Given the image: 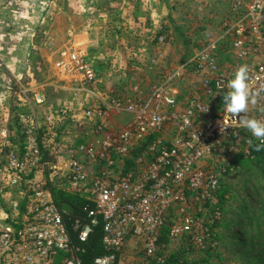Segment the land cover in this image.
I'll return each mask as SVG.
<instances>
[{"label": "built area", "instance_id": "obj_1", "mask_svg": "<svg viewBox=\"0 0 264 264\" xmlns=\"http://www.w3.org/2000/svg\"><path fill=\"white\" fill-rule=\"evenodd\" d=\"M243 4H233L231 20L176 71L150 87L135 86L127 98L99 89L101 74L84 51L61 55L55 67L76 82L72 96L89 97L92 106L75 141L58 137L51 113L43 124L25 112L13 124L0 123V264H170L175 238L191 237L201 247L204 211L211 210V222L220 218L218 175L203 163L225 162L234 151L249 156L261 143L237 121L264 120V0ZM165 40L159 34L157 45ZM226 44L233 51L227 68L220 59ZM159 61L151 58L150 67ZM241 65L248 67L254 102L233 117L219 98ZM187 72L193 83L180 110L175 83ZM33 102L41 105L45 96L35 93ZM120 116L124 122H109ZM58 193L89 204L73 221L75 238ZM196 207L201 216L190 213ZM99 222L103 253L89 259Z\"/></svg>", "mask_w": 264, "mask_h": 264}, {"label": "rangeland", "instance_id": "obj_2", "mask_svg": "<svg viewBox=\"0 0 264 264\" xmlns=\"http://www.w3.org/2000/svg\"><path fill=\"white\" fill-rule=\"evenodd\" d=\"M189 2L188 19L179 15L184 4L176 3L167 23L166 19H156L153 28L142 21L149 34L138 36L134 32L142 29L138 21L132 25L131 18L120 20L117 15L122 7L130 10L132 0H0V123L13 124L17 114L25 112L33 113L43 124L51 113L59 138L79 139L78 124L83 122L84 110L92 106L91 100L84 95L72 96L77 84L55 67L56 61L64 53L84 51L101 74L99 89L127 98L135 86L150 87L176 71L233 16L231 0L219 2L222 6L217 8L223 13L215 12L212 22L206 15L210 6L206 5L202 9L204 17H199L194 13L205 2ZM159 34L166 40L157 45ZM156 56L160 61L150 67L151 58ZM220 57L227 68L233 59L227 44L222 46ZM192 83L189 72L175 83L180 110L185 107ZM35 93L43 94L45 103L35 104ZM59 109L63 112L58 113ZM124 120V116L112 117L109 122ZM228 158L225 162L207 158L203 163L204 170L218 175L219 220L211 222V210L204 211L201 247L188 236L170 241V253L176 256L171 264H264V158L254 161L240 151ZM227 163L232 168L223 172L221 167ZM198 207L190 213L201 216Z\"/></svg>", "mask_w": 264, "mask_h": 264}, {"label": "crops", "instance_id": "obj_3", "mask_svg": "<svg viewBox=\"0 0 264 264\" xmlns=\"http://www.w3.org/2000/svg\"><path fill=\"white\" fill-rule=\"evenodd\" d=\"M121 2H124V0H120ZM190 0H132L131 9L129 10L128 8L122 7L120 10L117 11V15L119 16L120 20H125V17L131 18V22L129 24H132L133 21H138V24L141 26L142 29H135L134 32L137 33L138 36H143V35H148L149 30L145 27H142V21H145L149 26H153V22H155L156 19H166V23L169 20V14L172 9L173 5H177L176 3H183L184 8L183 12L180 15V17L184 19H188L189 14L186 16V11H188V6L190 4ZM201 1V2H200ZM204 1V5L200 6L198 10L195 11V15H198L199 17H204V11L202 10L206 5L210 6L209 7V14H206L211 22L213 21V16L216 14H222V8H217L218 6H222V3L219 4V2H222L224 0H195V3L199 5L202 4ZM207 1L209 3H207ZM231 9L233 4H235L237 1H241L246 5L248 3V0H231ZM233 10V9H232ZM231 10V13L233 14ZM218 11V12H217ZM225 12V10H224ZM171 17V14H170ZM173 17V16H172ZM185 22V21H184ZM188 23V21H186ZM133 25V24H132ZM121 27V26H118ZM152 28V29H153ZM151 29V30H152ZM117 48V46H116ZM118 49V48H117ZM117 94V93H115ZM118 95V94H117ZM3 121V120H2Z\"/></svg>", "mask_w": 264, "mask_h": 264}, {"label": "clouds", "instance_id": "obj_4", "mask_svg": "<svg viewBox=\"0 0 264 264\" xmlns=\"http://www.w3.org/2000/svg\"><path fill=\"white\" fill-rule=\"evenodd\" d=\"M248 80V67L247 65H241L227 83L228 91L222 96L223 105L226 111L233 117H237L241 113H246L249 102H254L251 101L252 94ZM237 123L261 142L256 146L257 150L264 146V120L240 115ZM249 143L251 144V141Z\"/></svg>", "mask_w": 264, "mask_h": 264}, {"label": "trees", "instance_id": "obj_5", "mask_svg": "<svg viewBox=\"0 0 264 264\" xmlns=\"http://www.w3.org/2000/svg\"><path fill=\"white\" fill-rule=\"evenodd\" d=\"M219 102L223 103L222 97L219 98ZM258 144H253L250 147V158L255 159L254 161L261 160V158H264V146L260 147L259 150H257ZM57 203L61 205L62 203H68L74 208L73 214H65L63 213V216L66 220L68 229L70 231V234L73 238H75V231L72 230L73 221L78 217H84V213L82 212V207L86 206L88 203L86 200L81 198L80 196H69L65 195L63 193H58V195H55ZM89 205V204H88ZM103 235L101 222L94 228V231L91 235L90 243H89V259L97 256L101 253H103V250L100 246V239ZM176 256H171L169 263L171 264V260L175 259Z\"/></svg>", "mask_w": 264, "mask_h": 264}, {"label": "water", "instance_id": "obj_6", "mask_svg": "<svg viewBox=\"0 0 264 264\" xmlns=\"http://www.w3.org/2000/svg\"><path fill=\"white\" fill-rule=\"evenodd\" d=\"M60 209L65 214H73L74 213V208L68 203H62L60 205Z\"/></svg>", "mask_w": 264, "mask_h": 264}]
</instances>
